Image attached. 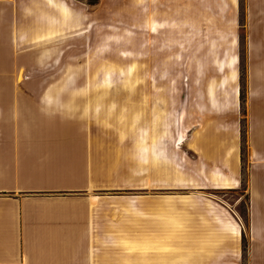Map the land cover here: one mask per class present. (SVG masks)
Wrapping results in <instances>:
<instances>
[{"label": "rangeland", "instance_id": "obj_1", "mask_svg": "<svg viewBox=\"0 0 264 264\" xmlns=\"http://www.w3.org/2000/svg\"><path fill=\"white\" fill-rule=\"evenodd\" d=\"M22 2V12L36 20L30 30L48 32L43 42L37 38L14 52L5 32L0 106L14 108L13 99L21 94L66 93L77 110L81 96L88 95L92 123L111 137L107 148L118 146L130 158L119 169L128 172L125 188L106 197L110 205L123 206L117 220L132 224L138 264H229L228 239L234 242L236 235L223 229L229 222L240 224L245 237L238 264H252L248 115L252 99L264 97V0ZM5 12L11 19L13 8ZM42 17L54 22L42 27ZM8 25L17 34L20 23ZM52 48L63 52L58 69L48 57L36 62ZM18 50H27V63L18 61ZM236 87L243 163L239 190L222 189L209 163L189 145L210 106L234 104ZM3 97L8 102H1ZM112 135L122 138L121 148ZM182 136L187 141L179 148ZM256 215L263 221L264 214Z\"/></svg>", "mask_w": 264, "mask_h": 264}, {"label": "crops", "instance_id": "obj_2", "mask_svg": "<svg viewBox=\"0 0 264 264\" xmlns=\"http://www.w3.org/2000/svg\"><path fill=\"white\" fill-rule=\"evenodd\" d=\"M43 1L49 6L56 2ZM23 6L22 0H0V45L11 38V52L37 38L43 42L41 37L48 32L30 30L36 20L22 12ZM6 7L14 10L11 19ZM40 20L42 27L54 22L52 17ZM10 21L20 23L17 34L9 31ZM26 53L17 51L19 62L31 58ZM42 54L36 62L48 57L56 69L62 67V51L52 48ZM71 97L21 94L14 97V108L0 106V264H138L132 224L117 220L123 206L110 205L106 197L107 192L125 188L128 172L119 169L130 158H124L118 146L107 148L111 137L92 123L88 95L81 96L82 109L77 110ZM239 97L236 92L234 104L226 109L211 103L205 121L189 139L198 159L209 163L213 180L224 189L225 183L233 190L242 186ZM254 98L248 115L249 251L252 264H264V219L259 221L256 215L264 214V97ZM1 100L8 102L6 97ZM27 101L31 104L19 103ZM113 139L121 148L122 138L112 135ZM108 213L114 220H108ZM237 226L229 222L223 228L236 231L234 242L228 239L226 245L227 256L234 259L229 264H235V256L238 264L241 257L243 231Z\"/></svg>", "mask_w": 264, "mask_h": 264}, {"label": "bare ground", "instance_id": "obj_3", "mask_svg": "<svg viewBox=\"0 0 264 264\" xmlns=\"http://www.w3.org/2000/svg\"><path fill=\"white\" fill-rule=\"evenodd\" d=\"M235 62H237V59L235 60ZM234 76H237V75H236V74H233L232 78H233ZM237 78H238V77H236V80H237ZM236 92H237L238 95H240V88H239V87H237ZM186 141H187V140H186L183 136L180 137L179 143L177 144L178 147L181 148V147L186 143ZM224 186H227V187H225V188H230V187H232V186H230L228 183H225ZM222 189H224V188H222ZM235 223H236V222H235Z\"/></svg>", "mask_w": 264, "mask_h": 264}, {"label": "trees", "instance_id": "obj_4", "mask_svg": "<svg viewBox=\"0 0 264 264\" xmlns=\"http://www.w3.org/2000/svg\"><path fill=\"white\" fill-rule=\"evenodd\" d=\"M248 222H249V218H248ZM245 239V237H243Z\"/></svg>", "mask_w": 264, "mask_h": 264}]
</instances>
